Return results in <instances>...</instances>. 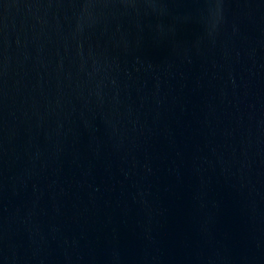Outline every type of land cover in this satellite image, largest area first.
<instances>
[{"label":"water","instance_id":"water-1","mask_svg":"<svg viewBox=\"0 0 264 264\" xmlns=\"http://www.w3.org/2000/svg\"><path fill=\"white\" fill-rule=\"evenodd\" d=\"M0 264H264V0H0Z\"/></svg>","mask_w":264,"mask_h":264}]
</instances>
